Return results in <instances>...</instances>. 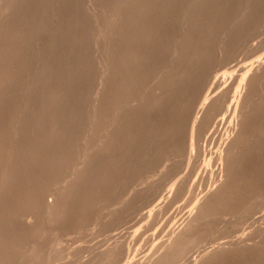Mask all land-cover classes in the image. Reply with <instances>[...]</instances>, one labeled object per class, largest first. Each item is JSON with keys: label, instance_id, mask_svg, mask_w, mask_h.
Listing matches in <instances>:
<instances>
[{"label": "rangeland", "instance_id": "obj_1", "mask_svg": "<svg viewBox=\"0 0 264 264\" xmlns=\"http://www.w3.org/2000/svg\"><path fill=\"white\" fill-rule=\"evenodd\" d=\"M124 263L264 264V0H0V264Z\"/></svg>", "mask_w": 264, "mask_h": 264}, {"label": "bare ground", "instance_id": "obj_2", "mask_svg": "<svg viewBox=\"0 0 264 264\" xmlns=\"http://www.w3.org/2000/svg\"><path fill=\"white\" fill-rule=\"evenodd\" d=\"M258 62H259V61H258ZM255 63H256V62H255ZM262 63H263V62H262ZM262 63L259 62V64H260L259 66H260V67H261V64H262ZM257 64H258V63H257ZM256 66H257V65H256ZM256 66H255V67H256ZM234 70H235V69H234ZM254 70H255V69H254ZM257 70H258V68H257ZM259 70H260V69H259ZM259 70H258V71H259ZM251 71H252V70H251ZM256 72H257V71H256ZM256 72H255V73H256ZM216 79H217V78H216ZM217 80H218V79H217ZM215 81H216V80H215ZM210 92H211V91H210ZM229 99H230V98H229ZM232 103H233V102H232ZM233 104H234V103H233ZM231 110H232V104H231V102H230V100H229L228 104H227L226 106L224 105V106L221 108V111H220V112H221V113H222V112H225V115H227L226 112L229 113ZM220 112H219V113H220ZM231 112H232V111H231ZM231 112H230V113H231ZM217 114H218V113H217ZM223 114H224V113H223ZM220 115L222 116V114H220ZM228 115H229V114H228ZM228 115H227V117H228ZM217 116H219V114H218ZM217 116H215V117H216V118H219V117H217ZM229 116H230V115H229ZM215 117H214V120H216V123H217V120H218V119H216ZM221 118H222V117H221ZM214 120H213V122H214ZM196 121H197V119H195V121H194L193 123L195 124ZM218 122H219V124H220V118H219ZM223 122H224V118H223ZM225 122H226V121H225ZM216 123H212L213 126H216ZM214 124H215V125H214ZM221 124H222V123H221ZM222 125H223V124H222ZM222 125H220V126H222ZM220 126L217 125V127H220ZM213 128H214V127H213ZM189 213H190V212H189ZM192 217H193V216H192V214H191V218H192ZM187 218H188V216H187ZM189 218H190V215H189ZM144 219H145V218H144ZM167 243H168V241H167ZM169 244H170V243H168V246L170 247L171 245H169ZM171 244H172V243H171ZM166 245H167V244H166ZM163 246H164V245H163ZM126 251H127V250H126ZM128 253H129V252H128ZM126 254H127V253H126ZM197 256H198V255H197ZM126 257H127V256H126ZM128 257H129V255H128ZM149 257H150V256H149ZM151 257H152V256H151ZM183 257H184V256H183ZM186 260H187V259H186ZM184 261H185V260H184ZM184 261H183V262H184ZM191 261H192V260H191ZM187 262H188V261H187ZM132 263H133V262H132ZM132 263H131V264H132ZM138 263H139V262H138ZM189 263H190V262H189ZM124 264H125V263H124ZM187 264H188V263H187Z\"/></svg>", "mask_w": 264, "mask_h": 264}]
</instances>
